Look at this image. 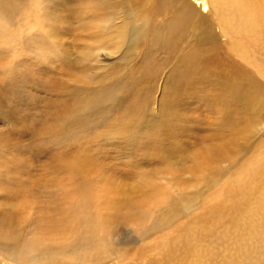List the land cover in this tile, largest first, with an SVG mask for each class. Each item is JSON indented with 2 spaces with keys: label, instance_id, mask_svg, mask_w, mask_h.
<instances>
[{
  "label": "rangeland",
  "instance_id": "rangeland-1",
  "mask_svg": "<svg viewBox=\"0 0 264 264\" xmlns=\"http://www.w3.org/2000/svg\"><path fill=\"white\" fill-rule=\"evenodd\" d=\"M81 1L0 0V264H264V0Z\"/></svg>",
  "mask_w": 264,
  "mask_h": 264
},
{
  "label": "bare ground",
  "instance_id": "bare-ground-1",
  "mask_svg": "<svg viewBox=\"0 0 264 264\" xmlns=\"http://www.w3.org/2000/svg\"><path fill=\"white\" fill-rule=\"evenodd\" d=\"M87 1V0H86ZM106 1L107 0H90L89 2L87 1V3H84V0L83 1H81V2H83V8H84V12L85 11H87L88 9H89V4H91V3H100V4H105L106 3ZM203 1V0H202ZM141 2V1H140ZM152 2V4L150 5V7H149V9H148V11L146 12V16L147 17H150L151 15H153L154 13V11H157V12H161L162 11V9H164V8H168V7H170L171 5L170 4H168V3H165V2H163L162 0H153V1H151ZM173 2L174 3H177V4H181V6L182 7H186L185 9H186V13L183 15V18H182V20H181V25H186V28L188 27V23H190V20H192V17H193V15H194V13L197 11V6L198 5H202V7H203V9L204 10H202V11H207V3H203V2H201V3H199L197 0H173ZM92 7H94V8H97L98 9V6L97 5H94V6H92ZM137 7H139V3L137 4ZM134 10H138V9H134ZM188 16V17H187ZM195 16V15H194ZM189 18V19H188ZM124 25V24H123ZM124 28H125V25H124ZM149 28H152L149 24H147L146 26H144V27H141L139 30H138V34L139 35H141V36H145L146 35V33H147V30L146 31H144L143 29H149ZM122 29H123V26L122 27H118V32L119 31H122ZM177 29H178V26H177V24L175 23V26H174V32H176L177 31ZM100 35V34H99ZM139 35H137L138 37H139ZM100 37V36H99ZM145 38V37H144ZM100 39V38H99ZM102 39V38H101ZM100 39V40H101ZM177 37L175 36V35H171V34H169V39L168 40H165L164 39V37L162 38V39H159L161 42H162V45L164 46V48H166V49H172L173 47H175L176 46V41H177ZM99 40V41H100ZM104 40V39H103ZM128 52V51H127ZM190 63V62H189ZM187 65V64H186ZM189 66V65H188ZM186 69H187V66L185 67ZM192 69V68H191ZM193 70V69H192ZM190 71V70H189ZM190 73V72H189ZM183 76V75H182ZM189 77L190 78H193V73L191 72L190 74H189ZM189 78V79H190ZM187 79V78H186ZM188 81V80H187ZM181 84H182V82H180ZM179 83V84H180ZM189 83V82H188ZM185 84V83H184ZM187 85V84H186ZM180 86V85H179ZM179 86H177L176 87V89H179ZM184 86V85H183ZM187 87H189L190 88V86H188L187 85ZM232 88H233V86H232ZM240 88V87H239ZM239 88H238V91H237V93L238 92H242L243 91V89H240L239 90ZM181 91V90H180ZM180 91H178L179 93H180ZM178 93V94H179ZM240 97V95H237V97L236 98H239ZM10 231V230H9ZM17 234V235H16ZM4 235H6L5 233H3L2 231H0V238L3 236L4 237ZM11 236H12V238H13V240L15 241L16 239H17V236H18V231L17 230H15V231H13V233L11 234ZM2 237V238H3ZM11 238V237H10ZM35 248H36V246H35Z\"/></svg>",
  "mask_w": 264,
  "mask_h": 264
}]
</instances>
